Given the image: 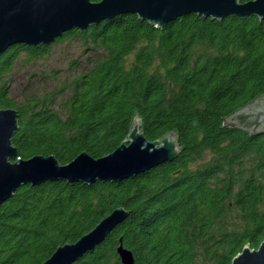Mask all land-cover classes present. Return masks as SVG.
I'll return each instance as SVG.
<instances>
[{
	"label": "trees",
	"instance_id": "obj_1",
	"mask_svg": "<svg viewBox=\"0 0 264 264\" xmlns=\"http://www.w3.org/2000/svg\"><path fill=\"white\" fill-rule=\"evenodd\" d=\"M99 1V0H95ZM249 1V0H244ZM76 40L85 55L44 94L19 102L7 75ZM264 97V19L186 15L157 27L122 14L48 45L18 44L0 55V109L15 108L13 143L24 159L113 152L134 118L151 140L175 132L181 152L119 183L24 185L0 205V264H40L118 207L129 217L73 264H232L264 240V131L244 115ZM239 121V122H238Z\"/></svg>",
	"mask_w": 264,
	"mask_h": 264
},
{
	"label": "water",
	"instance_id": "obj_2",
	"mask_svg": "<svg viewBox=\"0 0 264 264\" xmlns=\"http://www.w3.org/2000/svg\"><path fill=\"white\" fill-rule=\"evenodd\" d=\"M122 14H135L157 27H164L179 17L191 14L218 20L229 16L264 19V0H0V55L18 44L34 47L48 45L67 31H85ZM242 115L252 124L251 131H264V97L237 111L228 120ZM18 129L17 109L1 108L0 205L24 185L52 181L88 185L96 182L119 183L173 161L181 152L175 132L151 141L142 131L141 119L137 116L128 135L113 152L95 158L83 151L66 164L55 155L22 158L13 143ZM129 215L130 211L126 208H116L78 241L59 246L40 264L75 263L94 252ZM117 251L123 264H135L132 251L124 246L122 240ZM232 264H264V240L257 249L245 246L234 257Z\"/></svg>",
	"mask_w": 264,
	"mask_h": 264
},
{
	"label": "rangeland",
	"instance_id": "obj_3",
	"mask_svg": "<svg viewBox=\"0 0 264 264\" xmlns=\"http://www.w3.org/2000/svg\"><path fill=\"white\" fill-rule=\"evenodd\" d=\"M84 58L83 47L70 39L55 43L50 54L33 61H27L23 53L12 73L7 75L12 96L24 102L34 93L52 91L72 72V63L76 60L81 64Z\"/></svg>",
	"mask_w": 264,
	"mask_h": 264
}]
</instances>
